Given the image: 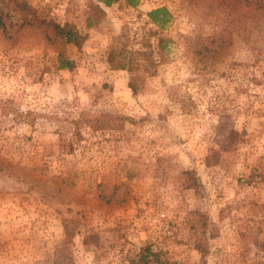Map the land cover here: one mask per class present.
<instances>
[{"label":"rangeland","instance_id":"obj_1","mask_svg":"<svg viewBox=\"0 0 264 264\" xmlns=\"http://www.w3.org/2000/svg\"><path fill=\"white\" fill-rule=\"evenodd\" d=\"M27 1L84 40L0 32V264H264V36L202 0H147L162 29L130 0ZM148 42L134 96L107 60ZM106 115L126 119L91 126Z\"/></svg>","mask_w":264,"mask_h":264},{"label":"trees","instance_id":"obj_2","mask_svg":"<svg viewBox=\"0 0 264 264\" xmlns=\"http://www.w3.org/2000/svg\"><path fill=\"white\" fill-rule=\"evenodd\" d=\"M102 1V0H101ZM206 3L207 8L213 10V12H224L228 17L226 20L229 24L226 25V30L236 33H256V36H264V0H202ZM106 6L111 5V1H102ZM133 2H129L132 5ZM134 5V3H133ZM132 5V6H133ZM255 9V14L250 18L247 10L250 7ZM151 21L155 25L163 27L169 21V15L165 10H160L149 15ZM226 30L223 29L219 36L211 39V44L219 43L215 48L216 51L222 49V45L225 40L229 41L231 34L226 35ZM0 32L2 36L12 41L15 37L20 35H42L48 42L59 43L60 45L73 44L76 47H81V43L84 38L79 34L76 27L71 24L60 25L53 21L42 19L36 12L35 8L30 5L27 0H0ZM225 33V34H224ZM166 40L160 38L159 47L164 50ZM230 45V42L229 44ZM125 47L121 48L120 51L113 50L109 53L108 63L114 71H127L130 74V80L128 83L129 89L132 91L134 96H137L141 92V86L145 79L144 76L138 74L134 75L135 71H141L150 74L155 73L159 62L153 58V50L151 44H146V51L137 50H126ZM211 51V50H210ZM207 52V48H206ZM60 68L71 70L73 63L67 60L63 52L59 54ZM125 117H115L111 115L103 116L101 120H96L92 127L98 125V129H111L115 126L118 121L121 125L125 121ZM102 124V126H101ZM100 125V126H99ZM243 137L242 133L233 131L230 134L229 142L225 151H231L235 149V145L240 144ZM212 161L211 157L206 159L207 165H214L218 159V153L216 150H212ZM202 260L206 258L207 250H201L199 248ZM150 249H143L140 257L141 263H147L148 256L150 255Z\"/></svg>","mask_w":264,"mask_h":264},{"label":"crops","instance_id":"obj_3","mask_svg":"<svg viewBox=\"0 0 264 264\" xmlns=\"http://www.w3.org/2000/svg\"><path fill=\"white\" fill-rule=\"evenodd\" d=\"M129 2H133L132 5L133 7H130L131 9H134V10H141V11H145L146 9V12L144 13V16L146 17V19L151 23L152 26L156 27L157 29H162L164 28L171 20V16H172V12L169 8H167L166 6L164 5H157V6H154V7H149V3L147 0H130ZM160 10H165L168 15H169V21L164 24L163 27H160L159 25H155L152 23L149 15L150 13H155V12H158Z\"/></svg>","mask_w":264,"mask_h":264}]
</instances>
